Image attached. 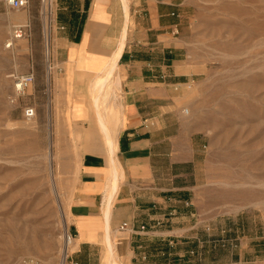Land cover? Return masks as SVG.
Listing matches in <instances>:
<instances>
[{
  "label": "rangeland",
  "instance_id": "rangeland-1",
  "mask_svg": "<svg viewBox=\"0 0 264 264\" xmlns=\"http://www.w3.org/2000/svg\"><path fill=\"white\" fill-rule=\"evenodd\" d=\"M188 5L189 59L198 75L187 92L186 109L210 139L197 203L214 242L201 248V264L225 263L233 250L228 242L235 238L227 235L234 223L244 225L253 255L257 236L264 234V0H188ZM53 18V0H33L19 11L0 3L3 263L33 257L47 264L45 259L52 257L49 264H61L67 236L74 237L66 215L67 193L86 148L83 136L90 137L89 128L99 127L93 81L85 89L70 87L66 96L56 82ZM14 24L29 25L30 34L7 49ZM30 72L35 74L34 84L12 103L11 75ZM114 85L112 78L109 94L113 95ZM116 101L113 97L111 103ZM105 104L101 112L107 116ZM25 105L36 108L34 119L24 117ZM84 106L92 111L87 121L82 113L74 114L75 107ZM114 256L123 264L115 252ZM110 257L108 249L102 262L109 264ZM253 264H264V257Z\"/></svg>",
  "mask_w": 264,
  "mask_h": 264
},
{
  "label": "crops",
  "instance_id": "crops-1",
  "mask_svg": "<svg viewBox=\"0 0 264 264\" xmlns=\"http://www.w3.org/2000/svg\"><path fill=\"white\" fill-rule=\"evenodd\" d=\"M188 6V0H53V59L64 96L94 83L118 56L117 101L106 112L118 168L104 132L89 128L67 193L73 262L104 264L112 242L123 264H201V248L213 245L197 203L210 139L186 109L198 75L189 59ZM80 113L85 121L92 117L88 106L75 107ZM233 227L231 257L215 264L264 257V234L253 255L244 225Z\"/></svg>",
  "mask_w": 264,
  "mask_h": 264
},
{
  "label": "built area",
  "instance_id": "built-area-1",
  "mask_svg": "<svg viewBox=\"0 0 264 264\" xmlns=\"http://www.w3.org/2000/svg\"><path fill=\"white\" fill-rule=\"evenodd\" d=\"M33 0H0L1 4H4L9 9L12 10H22L30 6ZM45 2V0H42ZM30 34V26L27 24H14L11 28V36L6 44L7 49H13L17 41L27 38ZM14 84V95L11 98L12 103H17L22 97L26 96L28 90L35 82V74L30 72L25 75H11ZM23 114L27 120H32L36 117L37 111L36 108L32 105H25L23 107ZM74 237L70 234L67 236V247L71 245L74 241ZM68 248L64 251L61 264H78L71 260V253ZM0 264H40V261L33 257H25L19 259L13 263H3Z\"/></svg>",
  "mask_w": 264,
  "mask_h": 264
},
{
  "label": "bare ground",
  "instance_id": "bare-ground-1",
  "mask_svg": "<svg viewBox=\"0 0 264 264\" xmlns=\"http://www.w3.org/2000/svg\"><path fill=\"white\" fill-rule=\"evenodd\" d=\"M49 26V25H48ZM50 29V28H49ZM50 33L51 32H49V33H47L48 34V44H47V54H48V57H49V55H51L50 53V41H51V35H50ZM117 61H118V56L117 57H115L114 59H112V61L110 62V64L108 65V67H107V69L105 70V72H103V73H100L99 75H97V76H99L97 79H96V81L93 83V85H92V90H93V92L95 93V94H93V96H94V105H95V107L97 108V109H95V110H97V120H98V123L97 124H99V127L101 128V130H102V132H104V134L106 135V142H107V145H108V147L107 148H109V151H110V153H111V155H110V157H111V160H112V162L115 164V163H117L115 160H114V149H115V141H114V139L111 137V134H109L110 132H108L109 130V128L107 127V125H106V117L107 116H105V114H103L102 112H101V105H103V103L105 104V107L106 108H109L110 106H113L112 105V103H111V100H112V94H109L108 93V88H109V86H110V83H111V78H112V76H113V74H114V72H115V70H116V65H117ZM104 70V69H103ZM49 71V70H48ZM113 86V85H112ZM114 86H118V85H116V82H115V85ZM115 87V88H116ZM116 89H118V88H116ZM116 89L114 90V93H115V91H116ZM112 91V90H111ZM114 93H113V95H114ZM115 100V99H114ZM188 112V111H187ZM96 120V121H97ZM108 128V129H107ZM100 130V129H99ZM106 142H105V144H106ZM108 152V151H107ZM115 161V162H114ZM111 162V163H112ZM113 163H112V165H113ZM116 165L117 164H115L114 165V172L116 173L117 172V168L118 167H116ZM116 187H117V183L116 182H114V185H113V189H112V191H110L111 193H110V196H109V198L110 197H112V195H113V193H114V190L116 189ZM66 236V235H65ZM66 239V238H65ZM66 243V242H65ZM74 243V241L71 243V245ZM71 245L69 246V248L67 247V244H66V246H65V250L68 248V250L70 251V247H71ZM108 249H109V251H110V255H111V260H110V263L109 264H120L116 259H115V256H114V249H113V245L112 244H109V246H108ZM66 252V251H65ZM64 252V253H65ZM52 260H53V258L52 257H50V258H48L47 260L45 259V262L47 263V264H49V262H52Z\"/></svg>",
  "mask_w": 264,
  "mask_h": 264
}]
</instances>
